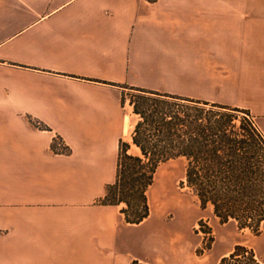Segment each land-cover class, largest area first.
Here are the masks:
<instances>
[{
  "label": "crops",
  "instance_id": "0c3cea01",
  "mask_svg": "<svg viewBox=\"0 0 264 264\" xmlns=\"http://www.w3.org/2000/svg\"><path fill=\"white\" fill-rule=\"evenodd\" d=\"M126 88L248 110L264 135V0H0V264H220L240 244L199 256L100 204L121 141L139 151Z\"/></svg>",
  "mask_w": 264,
  "mask_h": 264
},
{
  "label": "trees",
  "instance_id": "16d2710c",
  "mask_svg": "<svg viewBox=\"0 0 264 264\" xmlns=\"http://www.w3.org/2000/svg\"><path fill=\"white\" fill-rule=\"evenodd\" d=\"M126 89L141 118L133 133L139 151L131 152V145L121 141L115 182L106 187L100 204L122 207L128 224L143 223L150 216L147 193L158 169L184 160L187 187L202 210L210 209L221 223L235 221L240 230L259 236L264 222V135L249 112ZM240 114L245 117L240 119ZM246 254L258 264L253 251L243 246H236L221 264Z\"/></svg>",
  "mask_w": 264,
  "mask_h": 264
},
{
  "label": "rangeland",
  "instance_id": "374dc122",
  "mask_svg": "<svg viewBox=\"0 0 264 264\" xmlns=\"http://www.w3.org/2000/svg\"><path fill=\"white\" fill-rule=\"evenodd\" d=\"M130 95L127 93V102L130 100ZM249 114L252 117L250 112ZM239 117L242 119L245 115L240 114ZM239 124L238 121L237 125ZM147 196L151 221H153L152 227H155L158 221H162L167 225H175L179 231L191 234L194 241L200 242L197 249L199 256L207 254L218 257L240 243L237 246L253 251L255 260L257 262L260 260V235L256 236L248 229L240 230L235 221L223 224L214 216L212 210H202L199 200L187 187L184 160L171 161L162 165L155 175L154 184L148 190ZM226 264L254 263L250 255L246 254L234 260L229 259Z\"/></svg>",
  "mask_w": 264,
  "mask_h": 264
},
{
  "label": "built area",
  "instance_id": "2783aa9c",
  "mask_svg": "<svg viewBox=\"0 0 264 264\" xmlns=\"http://www.w3.org/2000/svg\"><path fill=\"white\" fill-rule=\"evenodd\" d=\"M54 150L55 152L61 153V154H66L68 152V149L64 141L58 138H56L54 142Z\"/></svg>",
  "mask_w": 264,
  "mask_h": 264
},
{
  "label": "bare ground",
  "instance_id": "6f19581e",
  "mask_svg": "<svg viewBox=\"0 0 264 264\" xmlns=\"http://www.w3.org/2000/svg\"><path fill=\"white\" fill-rule=\"evenodd\" d=\"M129 126L127 125L126 132H128Z\"/></svg>",
  "mask_w": 264,
  "mask_h": 264
}]
</instances>
